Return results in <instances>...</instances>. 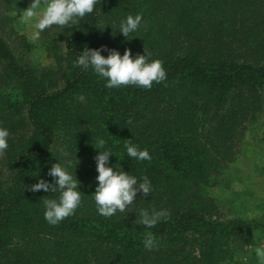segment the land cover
I'll list each match as a JSON object with an SVG mask.
<instances>
[{
    "label": "trees",
    "instance_id": "16d2710c",
    "mask_svg": "<svg viewBox=\"0 0 264 264\" xmlns=\"http://www.w3.org/2000/svg\"><path fill=\"white\" fill-rule=\"evenodd\" d=\"M137 14L140 29L124 37L120 22ZM101 46L121 56L130 49L133 58L146 48L150 60L163 61L167 86L109 89L91 67H74L85 47ZM45 48L53 66L31 65L0 34V127L10 133L0 164L7 171L0 176V264L229 261L232 242L260 223L221 217L207 187L264 112V0H102ZM129 142L147 149L151 161L129 158ZM99 151L112 153L107 166L138 180L147 176L153 187L111 218L94 200ZM68 161L83 203L53 226L43 201L58 199L59 191L33 193L28 186L53 183L49 169ZM153 208L170 217L152 228L135 223L141 210ZM149 232L158 250L144 247Z\"/></svg>",
    "mask_w": 264,
    "mask_h": 264
},
{
    "label": "clouds",
    "instance_id": "9594fccd",
    "mask_svg": "<svg viewBox=\"0 0 264 264\" xmlns=\"http://www.w3.org/2000/svg\"><path fill=\"white\" fill-rule=\"evenodd\" d=\"M102 0H32L30 6L24 10L20 16L21 22L28 25L35 19L33 25L35 31L32 32L31 39L39 40L40 35L46 29L56 26L61 30L71 28L78 24L79 19L94 12L97 4ZM142 15L135 17L128 15L126 20L120 22L119 32L128 38L132 33L137 32L142 25ZM146 30V26H145ZM101 51H108L107 57L101 55ZM145 54H137L133 58L130 49H126L123 56L115 49H107L101 46L100 49L85 47L78 59L74 62V67H91L96 74L107 80L106 87L109 89L120 88L122 86H136L150 90L153 84H163L167 86V73L163 67V61L150 60L151 53L144 48ZM81 103L86 102V97L81 94L77 97ZM131 125L132 121H127ZM9 131L0 127V158H2L9 148ZM98 147L103 148L105 141L98 140ZM98 149L97 147H95ZM127 156L137 161H151L152 157L147 149L140 150L132 143L125 144ZM109 151H99L94 158L96 161V171L98 176V186L94 193V200L97 211L105 218H111L117 212L125 213L135 202L138 193L143 197H148L153 191L152 184L147 176L141 180L129 175L123 170H114L107 166ZM71 162L64 165L55 163L48 171V175L53 178V183L40 179L37 183L28 186V190L35 193L44 192L56 193L59 191L58 199H44V218L50 225H58L66 218L75 214L82 206V192L79 191L80 182L73 176L68 168ZM140 218L135 220L136 224H142L148 228L155 227L161 221H167L170 212L166 209L141 210ZM144 247L152 251L158 250V241L152 233H148L144 239ZM255 255L258 259L264 260V248L257 247Z\"/></svg>",
    "mask_w": 264,
    "mask_h": 264
},
{
    "label": "rangeland",
    "instance_id": "374dc122",
    "mask_svg": "<svg viewBox=\"0 0 264 264\" xmlns=\"http://www.w3.org/2000/svg\"><path fill=\"white\" fill-rule=\"evenodd\" d=\"M31 3L32 0H0V34L12 51L22 55L29 64L53 66L54 61L45 45L48 39L59 41L69 28L61 32L53 26L45 30L46 35H42L43 31L39 40L33 41L31 35L36 20L26 25L20 19ZM52 149L56 156L61 154L58 142H54ZM6 173L0 169V176L6 178ZM207 193L215 198L221 217L254 218L260 223L232 242V258L220 264H264V260L255 255L257 247L264 248V112L258 113L247 125L233 161L207 187Z\"/></svg>",
    "mask_w": 264,
    "mask_h": 264
}]
</instances>
